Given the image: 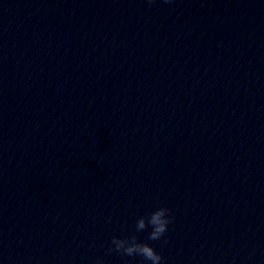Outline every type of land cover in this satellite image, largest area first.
<instances>
[{
    "label": "clouds",
    "instance_id": "1",
    "mask_svg": "<svg viewBox=\"0 0 264 264\" xmlns=\"http://www.w3.org/2000/svg\"><path fill=\"white\" fill-rule=\"evenodd\" d=\"M148 2L151 4L152 0H148ZM171 222L170 210L166 207H160L144 216L138 217L135 229L137 232H141L151 227L148 239L158 241L168 231V226ZM164 243H167V241L165 240ZM111 245L112 247L108 249L109 253L114 251L129 257L140 256L145 261L150 262V264H162L163 257L161 254L150 244L139 241L135 234L124 238L114 236L111 239ZM95 264H103L102 259L97 258Z\"/></svg>",
    "mask_w": 264,
    "mask_h": 264
}]
</instances>
